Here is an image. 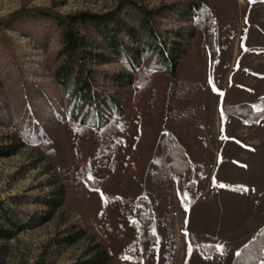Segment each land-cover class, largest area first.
I'll use <instances>...</instances> for the list:
<instances>
[{"label": "rangeland", "instance_id": "1", "mask_svg": "<svg viewBox=\"0 0 264 264\" xmlns=\"http://www.w3.org/2000/svg\"><path fill=\"white\" fill-rule=\"evenodd\" d=\"M130 1L177 5L158 29L196 35L176 79L145 60L123 89L122 114L100 124L67 116L52 77L54 22H0V148L17 144L0 156V223L11 231L0 264H73L94 240L112 253L108 264H227L264 227V0H0V21L22 7ZM193 1L209 8L193 17ZM239 105L248 111L233 113ZM173 143L185 167L172 161Z\"/></svg>", "mask_w": 264, "mask_h": 264}, {"label": "trees", "instance_id": "2", "mask_svg": "<svg viewBox=\"0 0 264 264\" xmlns=\"http://www.w3.org/2000/svg\"><path fill=\"white\" fill-rule=\"evenodd\" d=\"M132 8L136 9V14ZM208 8L204 1H193L189 2L187 9L193 17H199ZM173 11H178V6L172 3L147 9L132 1L122 2L107 11L61 13L44 7H22L0 22L10 26L24 19L38 22L43 18L54 22L59 45L54 54L52 77L57 88L64 93L63 105L67 106V116L79 124L94 120L100 124L110 113L116 117L122 114L126 104L121 95L123 89L134 83L135 74L145 60H149L147 66L162 69L170 80L176 79L188 42L196 32L176 29L175 37H164L156 25V18L165 17L163 14ZM37 16L40 19H36ZM209 50L211 53L214 51L211 46ZM113 62H119L122 68H103ZM230 109L241 115L248 111L246 105ZM173 145L178 157L172 160L174 164H188L180 145ZM16 147L17 144L12 143L6 151L0 148V156L12 154ZM173 162L170 166L175 173H179L181 169ZM2 214L9 224H16L8 212ZM83 232V229L78 230V234ZM10 235V229L0 223V238ZM91 245L86 253L87 258L73 264H108L111 261L112 253L102 241L94 240ZM239 253V256L236 253L231 255L227 264H255L264 256V227L241 247Z\"/></svg>", "mask_w": 264, "mask_h": 264}, {"label": "snow or ice", "instance_id": "3", "mask_svg": "<svg viewBox=\"0 0 264 264\" xmlns=\"http://www.w3.org/2000/svg\"><path fill=\"white\" fill-rule=\"evenodd\" d=\"M246 123H247V121H246ZM89 179H91V177H89ZM220 186H221V187H224V185H222V184H221ZM243 190H244V191H247L246 188H244ZM185 195H186V194H185ZM153 235H155V230H154V229H153ZM216 247H217V250H222V246L217 245ZM188 250H189V252H191V250H192L191 244H189V249H188ZM236 255L239 256L240 253L237 252ZM261 264H264V261H261Z\"/></svg>", "mask_w": 264, "mask_h": 264}]
</instances>
